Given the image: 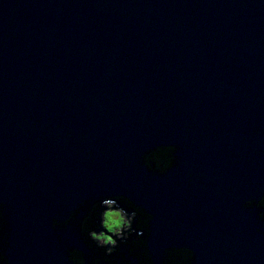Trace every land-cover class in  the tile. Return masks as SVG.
<instances>
[{
  "label": "water",
  "instance_id": "1",
  "mask_svg": "<svg viewBox=\"0 0 264 264\" xmlns=\"http://www.w3.org/2000/svg\"><path fill=\"white\" fill-rule=\"evenodd\" d=\"M105 201L145 264H264V0H0L10 263L72 264Z\"/></svg>",
  "mask_w": 264,
  "mask_h": 264
},
{
  "label": "flooded vegetation",
  "instance_id": "2",
  "mask_svg": "<svg viewBox=\"0 0 264 264\" xmlns=\"http://www.w3.org/2000/svg\"><path fill=\"white\" fill-rule=\"evenodd\" d=\"M123 205L125 208L119 207L121 205L115 201L100 204L84 227V249L74 243L68 246L70 263L145 264L152 260L153 255L147 247L146 213L131 203ZM110 211L118 213L122 219L120 226L112 231L105 225L106 214ZM11 251V244L5 240V228L0 224V264H11L9 259ZM58 261L59 264H65V261Z\"/></svg>",
  "mask_w": 264,
  "mask_h": 264
},
{
  "label": "rangeland",
  "instance_id": "3",
  "mask_svg": "<svg viewBox=\"0 0 264 264\" xmlns=\"http://www.w3.org/2000/svg\"><path fill=\"white\" fill-rule=\"evenodd\" d=\"M121 217L118 213L110 211L106 214V222L105 225L107 226L109 231L117 229L121 224Z\"/></svg>",
  "mask_w": 264,
  "mask_h": 264
}]
</instances>
